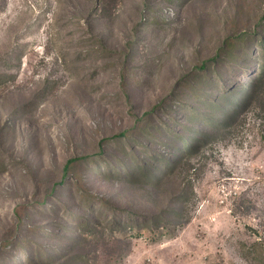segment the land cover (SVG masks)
Returning a JSON list of instances; mask_svg holds the SVG:
<instances>
[{
  "label": "rangeland",
  "instance_id": "1",
  "mask_svg": "<svg viewBox=\"0 0 264 264\" xmlns=\"http://www.w3.org/2000/svg\"><path fill=\"white\" fill-rule=\"evenodd\" d=\"M0 264H264V0H0Z\"/></svg>",
  "mask_w": 264,
  "mask_h": 264
}]
</instances>
